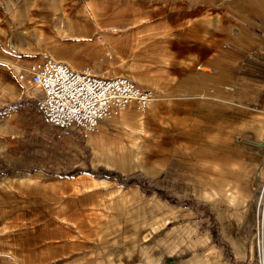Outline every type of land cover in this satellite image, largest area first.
<instances>
[{"label": "crops", "instance_id": "crops-1", "mask_svg": "<svg viewBox=\"0 0 264 264\" xmlns=\"http://www.w3.org/2000/svg\"><path fill=\"white\" fill-rule=\"evenodd\" d=\"M221 1L222 9L239 14L225 11L227 28L214 27V4L207 0L205 13L191 24L161 31L166 18L158 13L148 19V1L0 0V129L42 120L51 151L37 169L0 180L7 196L0 208L14 210L4 224L35 226L4 236L8 264L245 262L246 219L231 211L236 222L224 227L215 209L228 197L215 193L237 192L243 173L230 169L231 161L250 155L264 166V0ZM71 23L146 28L147 40L172 49L176 61L163 78L147 73L156 87L148 113L131 107L84 140L93 153L96 144V167H87L79 129L62 130L38 116L43 93L32 82V66L46 59L75 70L89 67L65 51ZM124 76L148 88L140 77ZM118 145L146 168L138 161L126 164L115 152ZM187 196L196 203L188 205ZM242 199L230 208L247 209ZM231 224L239 225L235 234Z\"/></svg>", "mask_w": 264, "mask_h": 264}, {"label": "rangeland", "instance_id": "rangeland-1", "mask_svg": "<svg viewBox=\"0 0 264 264\" xmlns=\"http://www.w3.org/2000/svg\"><path fill=\"white\" fill-rule=\"evenodd\" d=\"M142 1L144 4L148 1V19H153L158 13L166 18L165 25L167 28H161V31L180 28V26L184 28L186 25L191 24V19L193 17H200L205 13L204 5L207 3V0ZM212 3L214 4L215 28H227L225 11H230L229 17H233V14L236 16L239 15L230 9H222L223 2L221 0H212ZM242 3L245 4L244 1ZM194 5H198L199 8L192 13L191 7ZM228 5L230 6L227 2L226 7ZM188 22L190 23L187 24ZM157 29L160 28H152V30ZM147 31L146 28H135L134 30H132V28H76V25L71 23L69 28V40L66 43L67 50L65 51H68L75 57L73 61L77 64L83 66L85 62L89 65L88 68L93 70L95 72L94 74L109 72L110 75L124 76L128 74L132 77H140L147 84V87L155 92L156 87L146 78V76H148L147 73L153 75L154 78H163L165 75L172 73L171 68L167 67L176 61L173 59L172 49L165 48L158 43L147 40ZM54 57L55 55H53V58ZM142 72L145 73L142 74ZM137 83L139 84V82ZM38 116H42L39 109ZM119 117L120 116L111 120V122L116 121ZM17 124L18 123H13L10 126L8 124L5 129H0V180L6 179L8 174L10 175L12 172H30L37 169L45 163L46 159L50 156L49 154H51L50 149L45 145V139H43L45 134H49V128L42 123V120H38L36 125L32 126H28L24 121L21 125ZM116 129L117 134L114 132V135L121 138L123 129L121 127ZM134 130L139 131L138 129ZM140 133H144L147 136L148 132L147 129L144 128L143 132L141 131ZM81 135V145L78 147L85 151V154L82 155L86 157L87 167H89V164L93 165L96 163L93 160L95 159L94 157L100 156L97 155L96 144L94 145L93 153L85 144L84 140L88 138L84 137L83 134ZM91 136H93V134ZM71 150L77 152V149L73 146ZM115 152L118 153V155L121 153L124 154L126 164H132L136 161H138L136 162L137 164H145L142 160H137L134 154L130 153L129 149L126 148L123 150L121 145L116 146ZM127 158H130L129 161ZM51 159H55L53 155H51ZM94 166L96 167L98 164L96 163ZM229 166L230 169L238 168L241 170L240 172L243 173L239 178V186L237 185V187H235L237 192L215 193V197H223V200L228 197V201L232 205L241 203L243 201L242 198H244L246 203H249L247 209L246 206H243V208H245V212H243V208L239 210V206H236L235 209H233L230 208L229 203L226 204L223 202L221 208L215 209L216 215L218 218L220 217L223 222H227V224L223 226L228 229L230 227L228 221L232 222L233 220V222H236L235 219L231 217V211L239 212L241 217L246 219L244 231L246 238L249 239L250 242L247 248L248 255L245 262L243 261L242 264H264V166L257 165V161L250 155L241 157L239 161H231ZM120 169L123 172L128 171L124 167ZM87 170H89V168H87ZM234 177L235 176L232 175L229 178L231 181H235ZM240 195L242 197H240ZM212 196L214 195L212 194ZM6 197L4 192H0V202L5 200ZM9 197L12 198V196ZM183 199L188 201V205L196 203L192 196H187ZM13 212L14 210L0 208V264H4L1 263L2 261L8 264L6 256L9 255V249L6 244L9 242V237L4 236L13 234L15 230L19 232L26 228L35 227L29 225L13 226L4 224V216L13 215ZM232 225L233 224H231L232 229L234 227L237 229L239 226L237 224H234V226ZM232 232L235 234L237 231L233 229ZM22 238L24 239V237ZM21 254L24 256L27 252L23 251ZM239 263H241V261Z\"/></svg>", "mask_w": 264, "mask_h": 264}, {"label": "built area", "instance_id": "built-area-1", "mask_svg": "<svg viewBox=\"0 0 264 264\" xmlns=\"http://www.w3.org/2000/svg\"><path fill=\"white\" fill-rule=\"evenodd\" d=\"M31 74L43 93L37 106L44 122L62 130L79 129L86 138L131 104L145 114L156 96L129 77L94 74L89 68L75 70L54 59L35 64Z\"/></svg>", "mask_w": 264, "mask_h": 264}, {"label": "bare ground", "instance_id": "bare-ground-1", "mask_svg": "<svg viewBox=\"0 0 264 264\" xmlns=\"http://www.w3.org/2000/svg\"><path fill=\"white\" fill-rule=\"evenodd\" d=\"M126 77H127V76H126ZM129 78H130V77H129ZM134 81H135V80H134ZM155 98H156V96H155ZM151 103H152V102H151ZM151 103H150V105H151ZM150 105H149V106H150ZM131 107H135V108L137 109V107H136L135 104H131V106H130L129 108H127L126 110H124V111H128L129 109H131ZM148 108H149V107H148ZM137 110H138V109H137ZM124 111H122V112H124ZM122 112H121V113H122ZM121 113L119 114V116L121 115ZM117 117H118V116H117ZM115 118H116V117H115ZM115 118H113V119H115ZM113 119H112V120H113Z\"/></svg>", "mask_w": 264, "mask_h": 264}]
</instances>
